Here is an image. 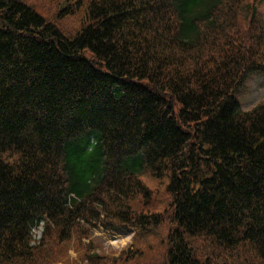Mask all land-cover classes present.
I'll list each match as a JSON object with an SVG mask.
<instances>
[{"label": "trees", "instance_id": "1", "mask_svg": "<svg viewBox=\"0 0 264 264\" xmlns=\"http://www.w3.org/2000/svg\"><path fill=\"white\" fill-rule=\"evenodd\" d=\"M38 1L80 27L0 0V264H264V103L234 97L264 0ZM163 224L149 258L96 250L92 228Z\"/></svg>", "mask_w": 264, "mask_h": 264}, {"label": "rangeland", "instance_id": "2", "mask_svg": "<svg viewBox=\"0 0 264 264\" xmlns=\"http://www.w3.org/2000/svg\"><path fill=\"white\" fill-rule=\"evenodd\" d=\"M33 2L38 8L36 11L48 21L54 23L57 27L68 31H74L80 27L78 17L74 15H61L60 12H58L62 5L53 7V5H49L48 1L40 2L38 0H32V3ZM261 8L264 13V4ZM234 97L243 110H249L260 103H264V73L257 72L251 74L250 77H248V79L235 91ZM154 190L156 197L152 199L149 209L161 210L168 203V201L162 200L165 197L164 185H158L154 187ZM158 195L159 197H157ZM165 233V224L162 225V228L147 232L146 234L138 231L135 234L133 231L128 234H123L120 231L104 232L101 228H92V235L95 237L97 247L96 250L106 254H113L114 256L118 255L121 250L136 245L142 247V249L145 250L146 257L149 258L156 251H159L162 246L161 238ZM82 241L88 242L89 240L83 239ZM67 253L71 258L76 256V252L73 249H69Z\"/></svg>", "mask_w": 264, "mask_h": 264}]
</instances>
